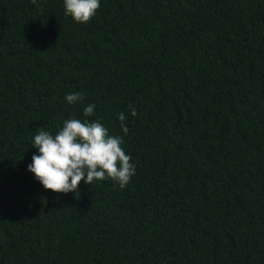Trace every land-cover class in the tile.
I'll use <instances>...</instances> for the list:
<instances>
[{
  "label": "trees",
  "instance_id": "16d2710c",
  "mask_svg": "<svg viewBox=\"0 0 264 264\" xmlns=\"http://www.w3.org/2000/svg\"><path fill=\"white\" fill-rule=\"evenodd\" d=\"M100 5L0 0V264H264V0ZM71 117L123 137L126 187L28 170Z\"/></svg>",
  "mask_w": 264,
  "mask_h": 264
},
{
  "label": "clouds",
  "instance_id": "9594fccd",
  "mask_svg": "<svg viewBox=\"0 0 264 264\" xmlns=\"http://www.w3.org/2000/svg\"><path fill=\"white\" fill-rule=\"evenodd\" d=\"M35 4L36 0H32ZM100 0H64L65 15L75 21L87 23L100 8ZM70 105L83 102L82 93L66 95ZM131 114L137 115L131 107ZM85 117L95 115V105L89 103L83 109ZM123 133H128L123 112L118 114ZM33 147L39 154H33L28 170L46 190L54 193H79L81 181L92 185L93 181L112 179L121 188L127 186L135 175V165L130 163L131 156L122 149L124 139L111 135L100 120L81 121L71 117L63 121L55 133L45 131L41 126L33 137Z\"/></svg>",
  "mask_w": 264,
  "mask_h": 264
}]
</instances>
